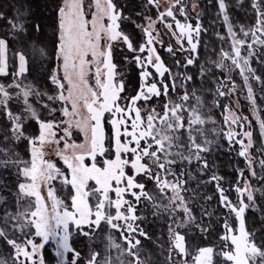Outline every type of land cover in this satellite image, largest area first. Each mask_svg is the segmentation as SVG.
<instances>
[{"label":"snow or ice","instance_id":"1","mask_svg":"<svg viewBox=\"0 0 264 264\" xmlns=\"http://www.w3.org/2000/svg\"><path fill=\"white\" fill-rule=\"evenodd\" d=\"M166 4L0 2V77H11L0 83V245L8 250L0 264H45L49 243L57 264H69L68 254L70 264H264V119L253 86L264 100V74L252 66L264 68V0H236L254 20L248 26L234 24L229 4L216 0L226 35L216 33L217 58L203 61L200 0ZM166 36L175 39V48L169 40L164 49L174 59L187 53L175 60L183 71L161 59ZM198 61L197 78L188 68ZM122 64L138 69L137 86L129 87ZM32 70L43 86L27 80ZM245 92L259 147L249 117L221 100ZM215 109H222L221 126ZM221 138L229 152L239 146L245 164L234 169L235 202L223 177L198 179L213 170L209 157ZM212 183L227 214L216 218L223 220L217 240L200 246L192 241L214 231L204 207L213 196L202 190ZM249 211L259 214V228H249ZM150 218L159 234L144 226ZM74 236L88 241L86 255Z\"/></svg>","mask_w":264,"mask_h":264},{"label":"trees","instance_id":"2","mask_svg":"<svg viewBox=\"0 0 264 264\" xmlns=\"http://www.w3.org/2000/svg\"><path fill=\"white\" fill-rule=\"evenodd\" d=\"M0 2H5L4 0H0ZM7 2H14V0H8ZM23 2V0H21ZM38 3L41 5L43 4L44 0H37ZM122 3H128L129 8H134L135 5H137L140 0H121ZM226 3L229 4V16L232 19V22L234 24H245L246 26L254 23V20H249L248 15H247V5H245V8L237 9L236 5V0H226ZM33 9L36 8V4L34 3L32 5ZM139 10V9H137ZM7 11V10H5ZM202 16H201V23L204 28L208 29L206 33H201V38L204 43H202L199 47V53H200V61L206 60L211 56L212 59H216V55L213 54L214 52H219L221 48V41H219L216 38V33L219 32L223 35H226V30L222 25V19L217 18L216 13H217V5H216V0H205L203 8L201 10ZM215 21V23H213ZM217 21L221 23L220 25L217 24ZM0 29H3V25L0 24ZM47 31L48 29L45 28ZM128 30L132 32H136L135 28L133 25L129 24L128 25ZM204 44H207V49H205ZM225 50H228V45L225 44L223 45ZM160 54L164 55V60L167 63V66L171 67L172 71L173 69L177 71H183V69H178L175 66V59L173 58H167L166 55L161 51ZM122 59V57L118 58L119 60ZM200 61L197 62L196 65L194 66H189L188 68V73L189 74H194L198 78V70H199V63ZM253 67L258 68V75L259 74H264V68H259V65H257L255 62H253ZM216 71V70H215ZM33 72V71H32ZM38 73L37 71H34V73ZM121 72L125 73L126 79L129 83V87L137 86L139 83V72L138 69H136L135 65H121ZM217 72V71H216ZM217 75H219V72H217ZM31 76V75H30ZM8 78V77H7ZM42 81L45 83L43 78H41ZM210 87L209 84L205 83L204 88L208 89ZM214 89V85H212ZM207 101L210 103L212 100L211 96L206 97ZM222 103L224 104L226 99L221 98ZM243 104V103H242ZM222 109H215L214 110V118L219 123L222 122ZM260 118L264 119V106L260 110ZM32 128H35L34 122L31 125ZM254 139L257 141V147H259V128L257 126H254ZM220 147L218 149H215L211 156L209 157V160L211 161L212 165V171L208 173L207 176L204 177H198V179H204L207 180L211 175L214 173L223 177V180L221 182V186L226 190V194L228 196H231L233 194V186L236 183L238 176L237 173L234 171V169L238 166L240 168L243 167V162L242 159L237 157L236 155V148L229 152L228 151V144L227 141L224 140L223 138L220 139ZM24 145L20 146V150H24ZM193 170H195V165H193ZM205 193V195H210L213 196V200L209 201L204 207L208 209L209 212L212 213V221H211V226L214 229V231L209 235L207 240L204 239H199L198 242L200 245H206L209 242H215L217 240V237L219 234L222 232V223L223 220L221 219L219 223L216 222L217 217H223L225 214L224 208H222L219 205V196L218 193L216 192V185L215 183L205 185V187L202 189ZM199 204H204L203 200L199 202ZM200 208L197 207L195 209V214L199 218L200 216ZM248 217V226L250 229L254 228H259V214H254L251 211L246 213ZM253 220L256 221V223H253ZM151 222V219L149 220ZM209 222L207 219L205 220V224L207 225ZM158 224V223H156ZM146 225V224H145ZM147 226V225H146ZM75 241L74 247H76L78 250H82V255H86L88 248L86 245L88 244V241L86 240H81L77 237H74L73 239ZM147 246V242H145ZM51 252L49 250L44 251V260L47 264H51Z\"/></svg>","mask_w":264,"mask_h":264},{"label":"rangeland","instance_id":"3","mask_svg":"<svg viewBox=\"0 0 264 264\" xmlns=\"http://www.w3.org/2000/svg\"><path fill=\"white\" fill-rule=\"evenodd\" d=\"M189 2H190V0H189ZM204 2H205V0H200V7H198L196 9V11L201 12V10L203 8V5H204ZM160 3L162 5V7H166L167 6L166 0H160ZM4 10H7V8H5ZM221 19H222V17H221ZM192 23L195 24V18H194V16H193V19H192ZM217 24L220 25L221 23H219V21H217ZM222 25H223V22H222ZM223 27H224V25H223ZM161 30H163V29L161 28ZM164 39H165V45L164 46H158L157 50H158L159 54L162 51L166 55L167 58H172L173 59L172 55L170 53H168L167 51H165L164 49L167 47V43L169 42V40L172 43L173 47L175 48L176 47L175 39H172V38L167 37V36ZM216 53H218V52H216ZM244 54H246V52ZM185 55H187V53H180V52L177 51L176 56H175V60L176 59L183 60V58H184ZM160 56H161V59L164 61L165 65L167 66V63L164 60V55L163 54H160ZM226 63H230V61H227ZM32 71L33 72L31 74V76L30 75L27 76V80L28 81H32L34 78H36L37 80H39L41 86H43L44 82L42 81L41 77H39L38 73H36V72L34 73V71H36V70H32ZM216 71L219 72V70H216ZM175 72L176 71L173 69V73H175ZM219 75H221L220 72H219ZM233 78L235 79V81H236L237 84H242V80H241V78H240V76L238 74V71L233 74ZM10 82H11V77H8V78L0 77V83H10ZM253 86L256 89L257 103H258V105L260 107V110H261V108L264 106V100H262L260 98L261 95H262V93H261V90H260L259 85H257L255 83V81H253ZM237 99L239 101L238 103L236 102ZM230 102H231L232 108L234 110H236L238 112V114L249 117V120H251V122H252V129L254 128V126H257L259 128V125H258L256 116L252 113L251 107L249 105V102L246 99V92L243 93V94H239L238 97L236 95H233V96L229 97L228 99L225 100L224 104H229ZM37 109L39 110V106L38 105H37ZM258 115L260 117V113H258ZM222 124H223V118H222V122L219 123V126H221ZM35 127H36V125H35ZM74 138L77 140V142H79L81 140V137H80V135L78 133L75 135ZM21 151H23V150H21ZM238 151H239V146L237 145L236 146V152H238ZM242 162H243V167L242 168H244L245 167V164H244L243 159H242ZM3 175L7 176V173H3ZM234 186H235V184H234ZM234 186H233V194L231 196H229V198L235 202L236 201V198H237V194L234 191ZM253 186L260 187V185L257 184L256 182H253ZM151 187H152V185L150 184L149 185V188H151ZM61 194H63V193H61ZM224 211H225V214H224V216H225L227 213H226V210L225 209H224ZM146 225H144V226L146 228H148V230L150 232H152L153 234H159V232L161 230V225L160 224L151 223L149 221L148 223H146ZM114 235L116 236L117 240H119V234L118 233H115ZM74 237H73V239H74ZM198 240L199 239H195V240L192 241V243H195V244H199L200 245V243L198 242ZM37 242L39 243V239H37ZM200 246H204V245H200ZM53 247L54 246L51 243L46 244L45 247H44V249H42V255L44 257V251L46 249L49 250L51 252V255H52L51 264H57V259L58 258L54 255ZM0 254H3L4 256H7V254H8V250L6 248H4L2 245H0ZM113 255H114V253H113ZM68 260H69V264H70L71 254H68ZM45 264H47V263L45 262Z\"/></svg>","mask_w":264,"mask_h":264}]
</instances>
